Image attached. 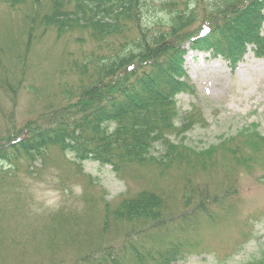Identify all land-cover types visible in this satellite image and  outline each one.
Here are the masks:
<instances>
[{"label": "trees", "instance_id": "16d2710c", "mask_svg": "<svg viewBox=\"0 0 264 264\" xmlns=\"http://www.w3.org/2000/svg\"><path fill=\"white\" fill-rule=\"evenodd\" d=\"M69 1L50 0L31 16L28 43L38 26L40 36L50 27L59 35L80 28L95 47L61 68L76 79L61 84L59 103L48 101L39 121L0 144V158H35L59 146L80 159L108 163L120 175L149 164L166 173L174 162L193 161L189 145L170 136L180 127L176 95L190 86L188 51H210L231 65L249 45L264 56V0H161L166 13L148 24L147 0ZM128 30L134 32L121 40ZM247 140L260 149L264 134L248 130ZM220 188L187 178L177 196L140 189L114 206L107 203L100 229H86L89 222L80 214L56 212L39 228L0 238V264H175L193 250L187 234L198 219L213 220L211 205L236 196L234 184L225 193ZM120 227L121 241L120 234L106 238ZM38 252L44 254L30 263L29 255ZM6 256L19 257L5 263Z\"/></svg>", "mask_w": 264, "mask_h": 264}, {"label": "rangeland", "instance_id": "374dc122", "mask_svg": "<svg viewBox=\"0 0 264 264\" xmlns=\"http://www.w3.org/2000/svg\"><path fill=\"white\" fill-rule=\"evenodd\" d=\"M49 1L0 0V144L39 121L48 101L59 103L61 84L76 79L61 68L95 47L86 29L59 35L50 27L40 36L41 26L34 28L29 44L31 16ZM160 2L147 0L144 24L164 16ZM133 32L118 37L124 40ZM185 67L190 86L176 95V122L184 130L176 128L170 136L189 145L193 161L174 162L166 173L151 164L138 165L124 176L108 163L80 159L59 146L35 158H0V238L16 237L26 226L39 228L56 212L80 214L89 222L86 229H100L107 203L114 206L143 188L177 196L189 178L212 191L219 186L220 193L234 184L237 193L226 196L222 205H211L213 220L198 219L187 234L193 250L175 264H264V144L255 150L247 140L248 130L264 134V56L249 45L243 59L231 65L220 55L193 49ZM121 231L112 230L106 238L120 234L121 241ZM75 249L71 246L70 253ZM43 254L31 253L28 260Z\"/></svg>", "mask_w": 264, "mask_h": 264}]
</instances>
